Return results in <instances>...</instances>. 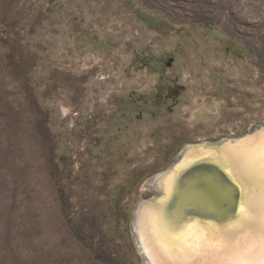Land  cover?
Instances as JSON below:
<instances>
[{"label": "rangeland", "instance_id": "1", "mask_svg": "<svg viewBox=\"0 0 264 264\" xmlns=\"http://www.w3.org/2000/svg\"><path fill=\"white\" fill-rule=\"evenodd\" d=\"M264 122V0H0V264H141L143 186Z\"/></svg>", "mask_w": 264, "mask_h": 264}, {"label": "water", "instance_id": "2", "mask_svg": "<svg viewBox=\"0 0 264 264\" xmlns=\"http://www.w3.org/2000/svg\"><path fill=\"white\" fill-rule=\"evenodd\" d=\"M262 131L264 122L254 124L239 135L186 143L169 166L146 182L143 188H147L151 195L138 200L130 221L131 240L141 264H150L136 238L138 217L143 210L155 208L162 213L159 232L166 245L160 246L159 250L151 246V250L162 259L176 263L185 261V256L180 254V258L173 256V259L166 251H188L186 255L189 256L192 246L232 233L242 219L246 194L250 192L256 197L260 187L252 186L237 157L226 149ZM164 178L168 181L165 196L160 188V181ZM181 242H184L182 246Z\"/></svg>", "mask_w": 264, "mask_h": 264}, {"label": "bare ground", "instance_id": "3", "mask_svg": "<svg viewBox=\"0 0 264 264\" xmlns=\"http://www.w3.org/2000/svg\"><path fill=\"white\" fill-rule=\"evenodd\" d=\"M205 140V139H203ZM231 155L237 157L239 166L251 181L253 187H260L258 196L246 194L247 202L242 210L240 223L232 229V233L217 236L212 241L197 244L187 252L166 251L170 258L185 261L176 263L155 254L151 246L158 249L166 245L159 232V223L163 215L159 209L143 210L138 217L136 238L146 261L150 264H264V132H258L235 147L227 148ZM239 157V158H238ZM168 181H160L161 194H166ZM145 188L144 190H146ZM165 196V195H164ZM166 240V239H165ZM168 241V240H167ZM184 242H181V246ZM169 258V259H170ZM146 262V263H147Z\"/></svg>", "mask_w": 264, "mask_h": 264}]
</instances>
